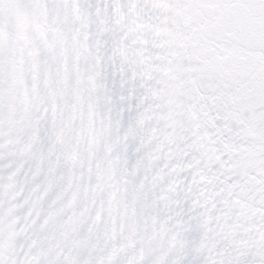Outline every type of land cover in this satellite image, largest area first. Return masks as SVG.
Listing matches in <instances>:
<instances>
[{
	"label": "snow or ice",
	"instance_id": "snow-or-ice-1",
	"mask_svg": "<svg viewBox=\"0 0 264 264\" xmlns=\"http://www.w3.org/2000/svg\"><path fill=\"white\" fill-rule=\"evenodd\" d=\"M0 264H264V0H0Z\"/></svg>",
	"mask_w": 264,
	"mask_h": 264
}]
</instances>
